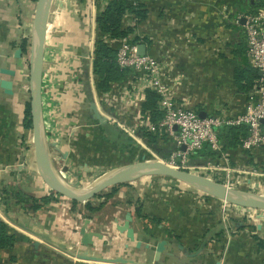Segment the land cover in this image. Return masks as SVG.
Wrapping results in <instances>:
<instances>
[{
    "label": "crops",
    "instance_id": "1",
    "mask_svg": "<svg viewBox=\"0 0 264 264\" xmlns=\"http://www.w3.org/2000/svg\"><path fill=\"white\" fill-rule=\"evenodd\" d=\"M260 1L141 0L146 11L144 19L129 22L141 37L138 45H145L147 54L166 64L164 77L170 82L177 103L186 104L203 117L235 118L245 111L253 91L241 90L235 78L237 71L254 70L245 39L244 17L253 13ZM36 2L0 0V200L27 224L36 220L45 231L71 243V233L65 231L66 220L73 219L78 208L81 210V203L70 201L69 211H63L62 197L55 195L37 172L31 157L32 125L26 126L30 101L21 58L22 34L31 30L27 21L33 17ZM62 2L51 3L48 22L44 120L49 141L56 148L51 153L57 155L65 173L61 166H57L58 171L63 172L72 187L79 189L96 176L107 174L95 173L104 166L101 158L108 155L98 147L101 143L113 147L111 153L120 156L118 161L124 159V167L143 162L147 155H152V161L156 156L165 158L161 152L156 156L149 150L145 153L141 136L138 135L140 141L132 139L118 126L107 120L101 123L97 118V114L104 118L98 110L99 103L107 114L131 123L129 113L113 109L108 101L112 97L122 98L126 82H119L102 95L93 73L92 55L98 38L96 19L110 0H95V9L92 0ZM158 146L170 151L174 145L173 141L159 140ZM225 154L233 167L252 169L261 167L264 161V156L255 157L245 151ZM97 158L99 162H93ZM222 159L221 155L218 164L225 162ZM233 161L236 163L232 164ZM247 163L257 165L249 167ZM240 174L247 173H233L247 179ZM153 178L157 185L153 188L131 183L110 189L126 186L121 194L126 203L125 219L120 222L124 225L130 216L134 240L127 232L116 235V240L105 239L104 250L109 255L104 256L164 264H264V224L253 225L245 217H233L225 226L219 215L218 199L202 192L201 197L194 193L196 189L178 198L170 188L159 187L160 179ZM38 200L39 203L34 202ZM89 202L93 208V201ZM35 204L40 208L33 209ZM102 208L103 203L95 211L86 209L95 214ZM0 221L19 233L12 249L0 251V264H102L78 260L44 242L36 250L35 237L8 223L1 213ZM100 243L95 240L92 248H104Z\"/></svg>",
    "mask_w": 264,
    "mask_h": 264
},
{
    "label": "built area",
    "instance_id": "2",
    "mask_svg": "<svg viewBox=\"0 0 264 264\" xmlns=\"http://www.w3.org/2000/svg\"><path fill=\"white\" fill-rule=\"evenodd\" d=\"M62 1L58 0L61 4ZM128 1L137 6L141 0ZM92 8H96L95 0H92ZM244 18L245 24L243 27L251 67L257 72H262V75L258 79L254 90L249 94L246 109L242 114L235 118L217 115L201 117L198 112L191 110L186 104L177 103L171 92V84L164 77L166 64L153 55H139L138 41H135V38L139 36L137 33H130L126 37L114 41L117 44L118 65L121 68L131 70V74L125 80L126 91L121 99L112 97L113 99L110 98L108 101H110V106L113 109L121 110L124 114L129 113L131 123L121 121L111 113L107 114L103 110V106L98 103V110L102 117L138 141H140L138 138L140 128H145L152 133L158 130L164 131L167 139L173 141V145L176 147L169 158V162L177 165L176 169L181 168L184 171L189 169L188 172L200 174L210 179H215V173L217 172L225 173L227 174L225 175L226 180L229 179V181L223 184L227 187L231 183V174L233 173L264 176L263 167L252 169L240 168L238 165L233 167L225 153H221L222 158L225 159L224 163L209 164L203 167L188 164L189 157L196 151L201 150L205 144H209L212 149L221 152L222 147L218 130L222 127L248 126L249 135L242 139L240 150L247 151L255 157L264 156V6L253 13L245 15ZM133 21L135 22L137 19ZM92 58L94 59V54ZM118 84H113L112 88L117 87ZM149 90L160 96L159 105L164 112V117L158 123H153L149 117L142 114V104L146 101L147 91ZM27 91L29 92V86ZM192 170H199V172ZM53 193L56 195L55 192ZM63 201L61 203L63 211L68 212V201ZM224 203L226 204V202Z\"/></svg>",
    "mask_w": 264,
    "mask_h": 264
},
{
    "label": "water",
    "instance_id": "3",
    "mask_svg": "<svg viewBox=\"0 0 264 264\" xmlns=\"http://www.w3.org/2000/svg\"><path fill=\"white\" fill-rule=\"evenodd\" d=\"M50 0H38L36 18L33 26V46L31 49L30 59V72H29V91H30V115L32 121V141L33 154L31 157L36 162V169L38 174L45 179L50 189L56 194L78 203H83L92 200L95 196L99 195L103 190L112 188L118 185L130 184L136 182L144 177L154 176H167L178 179L196 190L219 199L223 202L230 203L235 206L255 209L264 211V201L254 198L252 195H246L244 193L232 190L224 184L215 182L208 177L197 175L192 172L179 170L160 163V161L154 162H138L125 167H122L103 179L94 183L91 187L85 190L76 189L72 187L59 173L55 167L51 158V153L48 144V138L46 135L45 120H44V107H43V75L46 71L45 53L46 42L48 39V22L50 17ZM21 51H19L20 53ZM138 54L146 55V46H138ZM262 75V72H259ZM203 117V116H201ZM97 118L101 123H106V119L101 118L97 114ZM144 143L147 142L142 139ZM150 149L155 153L160 154V151L155 146H150ZM185 149V148H184ZM0 213L5 220L11 225L23 230L36 240L33 243L34 249L38 250L41 243L44 242L50 246L56 247L60 251L74 257L78 260L102 263V264H164L146 263L135 261L123 256L106 257L98 252H95L93 248L86 247L84 249L78 248L77 245L66 242L61 238L55 237L52 233L45 231L36 220H33L31 225L27 224L23 219L12 214L7 205L0 200ZM131 218L128 216V221ZM126 222L121 228L122 233L127 232L128 237L134 240L133 230L129 226V222ZM91 237V235H90ZM82 243L85 245L91 244L94 246V241L86 235L85 231L82 232Z\"/></svg>",
    "mask_w": 264,
    "mask_h": 264
},
{
    "label": "rangeland",
    "instance_id": "4",
    "mask_svg": "<svg viewBox=\"0 0 264 264\" xmlns=\"http://www.w3.org/2000/svg\"><path fill=\"white\" fill-rule=\"evenodd\" d=\"M50 1L52 3L56 0H50ZM35 5H36V8H35V11L33 12L32 19L31 20L29 19L27 21L29 26L31 27V30L28 32H25V34H22V36L24 37L23 41H25L27 43V51L21 57L22 58V66L24 69V77H25V86L26 87L29 86V72H30L29 66H30V59H31V49L33 46V26H34V21L36 18L37 2ZM59 5H60V2H59ZM56 7H57V4H56ZM56 7L54 9H56ZM58 10H59V7H58ZM55 29H56V27H54V30L52 31V33L55 31ZM45 62H46V60H45ZM46 68H47V66H46ZM46 72H47V69L44 72V75L46 74ZM44 75H43V83H42L43 88H44V81H45ZM43 93H44V90H43ZM26 95H27L28 101H30V91L29 92L26 91ZM46 135H47V131H46ZM129 137L132 139H135L132 136H129ZM47 138H48V135H47ZM48 144H49V149H50V153H51V149L55 148V146H54L53 141H49V138H48ZM90 144H91V142H90ZM99 146L101 148H104L106 150L105 151L106 154H108V155L107 156L104 155L105 158L104 157L101 158L104 166L103 167L100 166L99 168H102V169L98 172H95V173H107L104 176V177H106L108 175V173L110 174V173L124 167L123 165H121L124 162V159H122L121 161H118L120 159V156L119 155L116 156V154L111 153V150L113 151V147H111V149H110V146H108V145L104 146L103 143L98 145V147ZM143 146H144V150H145L144 152L145 153H148L146 151L149 150L150 152L154 153L156 156V153L152 149H150V147L146 143H144ZM123 147H124V145H123ZM116 149H117V152L120 151L119 148H116ZM95 150H98V149L95 148ZM114 152H116V150H114ZM51 155H52V159L54 161V164L56 166H61L64 170V173H65V169L62 166L61 161L60 160L57 161V155L53 152L51 153ZM147 158L150 159V161H148V162L163 161L166 165L177 168V165L169 162V159L165 160L159 156L158 157L156 156L153 159L154 161H152V159H151V158H153L152 155L151 156L147 155ZM147 158L145 160H147ZM104 159H106V160L108 159V160L106 161ZM252 160H253V158H252ZM93 162L97 163V162H99V159L97 158V159L93 160ZM263 164H264V161L262 162V165ZM208 165H198V166L203 167V166H208ZM212 165H217V164H212ZM246 165L249 167H253V166H256L257 164L251 166L247 163ZM109 166H111V167L109 168ZM193 166H196V165H193ZM262 169H264V168H262ZM179 170H184V169L180 168ZM185 170L190 171L189 169H185ZM192 171L199 172V170H192ZM262 171H264V170H262ZM59 173H61V172L59 171ZM215 175H216V178L211 179L213 181L215 180V182H219V183L223 184V183H227L226 181H229V179L226 180L225 173L223 174V173L217 172V173H215ZM242 175L246 176L247 179H241L242 177H238V175L236 176V175L231 174V183L228 187H230L232 190H235V191L240 192V193H244L247 195L251 194V195H255V196H260L257 198H264V176H252L251 174H240V176H242ZM104 177H101V176L97 177L96 176L94 179L91 180L90 183L86 184L83 188H79V189H81V190L88 189L94 183L98 182L99 180L103 179ZM154 177H156V179H160L157 181V182H159V184H158L159 187H164L165 189H167V187L170 188L171 191L173 192V194L175 196L177 195L178 198H180L181 196H188L189 193L191 194V192L195 191L193 187H191L190 185H188V184H186V183H184L178 179H175L172 177H167V176H154ZM153 181H154V178L152 176L151 177H144V178H142L136 182H133L132 185H135V187L145 186L148 188H153V187L157 186L156 182L154 184ZM45 183L47 184V182H45ZM130 185H131V183H130ZM48 187H49V185H48ZM124 187H126V186L117 187L113 190H110L111 188H108L106 190H103L99 195L95 196L92 199L93 208H97L99 206V204L103 203L102 210L96 212L95 214H94V212H90L88 209H86V208H89L88 204L91 206V203L89 201L81 203V210L78 208L77 209L78 212L75 214L73 219H70L69 221L66 220L67 226L65 227V231H67V233L68 232L71 233L70 235L72 237V241H71L72 244L77 245L78 248H81V249L86 248V247L92 248L93 246L91 244L85 245L82 243V232L85 231L86 235H89V238L92 241H94V248H95V240L101 242L100 244H102L104 246V248L100 247L99 249H97V251H95V250L94 251L98 252L102 255H109V252L104 250L106 243H107V241L105 239L113 238L116 240L115 236L119 235L120 233L122 234L120 227H122L123 224H121L120 221H121V219H125V210L123 209V207H124V204H126L125 201L121 198L122 192L125 191ZM127 187H131V186H127ZM198 191H195L194 193L195 194L197 193L199 196L201 195V197L204 196V194H202L203 193L202 191H199V192ZM56 195L61 196L60 194H56ZM61 197H62V200L68 201L67 208L69 209V205H70L69 202L71 200H69L63 196H61ZM219 201H220L219 215H220V218L222 219V221L224 222L225 226L227 225V223L230 220L233 219V217L234 218L245 217L247 219V221H249L253 225L254 224H257V225L264 224V211L238 207V206L232 205L230 203L225 204L221 200H219ZM86 210H88L89 212H87ZM100 212L102 214H101V216H98V214ZM123 233H126V232H123ZM90 235H91V237H90ZM113 245H116V243Z\"/></svg>",
    "mask_w": 264,
    "mask_h": 264
},
{
    "label": "trees",
    "instance_id": "5",
    "mask_svg": "<svg viewBox=\"0 0 264 264\" xmlns=\"http://www.w3.org/2000/svg\"><path fill=\"white\" fill-rule=\"evenodd\" d=\"M264 6V0L260 1L254 11ZM146 11L143 10V5L139 3L134 6L128 0H110V2L103 8L97 17V41L94 51L93 59V73L97 81V89L103 95L106 94L112 87L113 84L125 81L126 78L131 74V70L121 68L117 63V51L116 43L114 41L126 37L130 33H136V26L130 24V20L144 19ZM138 41V38H135ZM23 54L27 51V43L24 41L22 45ZM236 82L239 88L243 91L254 90L257 85V81L260 75L257 71L249 69L248 71H237L235 74ZM160 96L154 91H147L146 101L142 104V114L149 117L153 123H158L164 117V112L161 110ZM27 121L26 126L31 127L32 121L30 116V104H27ZM139 137L141 136L147 144L155 146L159 149V140H170L167 139L164 131L158 130L155 133L148 131L145 128H140ZM249 129L246 125L238 127H222L218 130V137L222 147L221 152L212 149L209 144L196 151L189 158V165H208L218 164L221 159V153L230 151H243L240 150L242 145V139L248 137ZM171 141V140H170ZM176 147L170 151L160 150L161 155L168 159L171 154L175 151ZM246 154L249 152L245 151ZM232 159H234L232 157ZM236 162L233 161L232 164ZM264 168V164L260 165ZM22 201L25 199L21 196ZM44 199L43 201H47ZM38 202V201H34ZM74 203H78L73 201ZM36 205V206H35ZM34 205L33 209L40 208L37 204ZM91 210H96L91 208ZM19 233L12 230L8 224L0 221V251L6 249H12L15 243L18 241Z\"/></svg>",
    "mask_w": 264,
    "mask_h": 264
},
{
    "label": "bare ground",
    "instance_id": "6",
    "mask_svg": "<svg viewBox=\"0 0 264 264\" xmlns=\"http://www.w3.org/2000/svg\"><path fill=\"white\" fill-rule=\"evenodd\" d=\"M50 9H51V5H50ZM51 19V18H50ZM53 21V20H52ZM52 23V22H51ZM49 24H48V33H49ZM51 158H52V155H51ZM52 161H53V159H52ZM57 161H59V159H58V157H57ZM53 163H54V161H53ZM160 163H162V164H165L163 161H160ZM54 167H55V169L58 171V169H57V166L54 164ZM59 172V171H58ZM61 174L63 175V173L61 172ZM228 189H230V187H228ZM247 195V194H246ZM249 195H251V194H249ZM252 196H254V198H256V199H259V200H262V201H264V198H257V197H260V196H255V195H252Z\"/></svg>",
    "mask_w": 264,
    "mask_h": 264
}]
</instances>
